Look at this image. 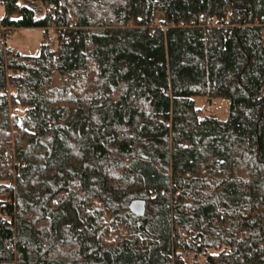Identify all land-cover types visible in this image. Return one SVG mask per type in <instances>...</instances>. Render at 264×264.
Listing matches in <instances>:
<instances>
[{"label":"trees","instance_id":"1","mask_svg":"<svg viewBox=\"0 0 264 264\" xmlns=\"http://www.w3.org/2000/svg\"><path fill=\"white\" fill-rule=\"evenodd\" d=\"M25 1L0 0V264H264V0Z\"/></svg>","mask_w":264,"mask_h":264},{"label":"rangeland","instance_id":"2","mask_svg":"<svg viewBox=\"0 0 264 264\" xmlns=\"http://www.w3.org/2000/svg\"><path fill=\"white\" fill-rule=\"evenodd\" d=\"M20 5H30L25 0H19ZM35 8L40 10L39 16L42 17L45 13V10L40 6V4H35ZM3 17V8H0V19ZM18 16L17 14H13L9 17V20L16 19ZM4 29H1L3 33ZM52 34V33H51ZM7 44V47L11 48L12 50L17 51L20 55L23 56H31L35 57L39 53L40 46L45 44L43 41L42 31L39 29H19L14 30L11 33L10 41ZM54 47V44L50 45ZM55 85L59 86L57 80H55ZM196 104L198 107L203 106V108H208L206 112H210L219 120H225L228 115L229 111V102L227 100H215L212 102L209 107L207 104L202 102V100H197ZM6 196H0V201L5 198ZM188 261V258H186Z\"/></svg>","mask_w":264,"mask_h":264},{"label":"built area","instance_id":"3","mask_svg":"<svg viewBox=\"0 0 264 264\" xmlns=\"http://www.w3.org/2000/svg\"><path fill=\"white\" fill-rule=\"evenodd\" d=\"M16 14H17V13H16ZM17 16H18V14H17ZM17 19H18V17H17L16 19H13V20L15 21V20H17ZM74 26H75V24L72 23V27H74ZM154 26H155V25H154ZM2 31H3V39H4V42H5V44H6V43H8V42L10 41V35L7 33V30H6V29H4V30H2ZM42 36H43V41H44L45 44H47V45H52V44H54L55 39H54V37L52 36L50 30H43V31H42ZM4 202H5L7 205L11 204V198H10V197H5V198H4ZM5 215H6V214L3 212V216H5Z\"/></svg>","mask_w":264,"mask_h":264},{"label":"water","instance_id":"4","mask_svg":"<svg viewBox=\"0 0 264 264\" xmlns=\"http://www.w3.org/2000/svg\"><path fill=\"white\" fill-rule=\"evenodd\" d=\"M130 212L136 217H142L145 213V202L142 200H134L129 205Z\"/></svg>","mask_w":264,"mask_h":264},{"label":"crops","instance_id":"5","mask_svg":"<svg viewBox=\"0 0 264 264\" xmlns=\"http://www.w3.org/2000/svg\"><path fill=\"white\" fill-rule=\"evenodd\" d=\"M18 18H19V15H18ZM13 51H15V50H13ZM15 52H17V51H15Z\"/></svg>","mask_w":264,"mask_h":264}]
</instances>
